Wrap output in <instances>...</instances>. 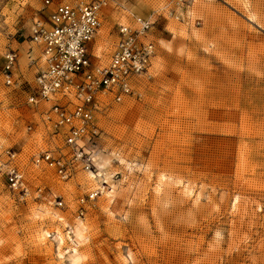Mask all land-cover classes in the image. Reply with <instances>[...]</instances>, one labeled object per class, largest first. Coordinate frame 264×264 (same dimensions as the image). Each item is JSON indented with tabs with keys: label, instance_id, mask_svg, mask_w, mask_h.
<instances>
[{
	"label": "rangeland",
	"instance_id": "rangeland-1",
	"mask_svg": "<svg viewBox=\"0 0 264 264\" xmlns=\"http://www.w3.org/2000/svg\"><path fill=\"white\" fill-rule=\"evenodd\" d=\"M43 7L0 0V140L30 188L21 198L0 172V264H264V0H110L94 62L132 15L154 16L157 56L135 97L95 115L97 173L80 163L68 180L29 164L69 155L27 104ZM13 51L17 87L2 76Z\"/></svg>",
	"mask_w": 264,
	"mask_h": 264
},
{
	"label": "built area",
	"instance_id": "built-area-1",
	"mask_svg": "<svg viewBox=\"0 0 264 264\" xmlns=\"http://www.w3.org/2000/svg\"><path fill=\"white\" fill-rule=\"evenodd\" d=\"M110 0H44V15L37 19L29 35L34 48L31 65L38 62V75L27 104L39 109L42 124L50 136L62 142L69 155L47 150L32 157L34 169L54 170L62 179L72 178L76 165L97 173L91 144L97 135L95 115L103 105L121 103L136 96V84L151 77L156 45L150 38L155 30L154 16H130L131 22L118 27L117 43L105 65L93 60L92 44L101 34L103 11ZM131 15V14H130ZM38 50L40 57L32 55ZM19 65L16 52L5 55L2 76L9 87H17ZM31 130V128H29ZM61 150V149H60ZM21 153L5 148L0 140V172L9 188L21 198L30 195L27 171ZM39 193L41 191L39 190ZM97 192L87 196L93 202ZM81 205L86 199H80ZM85 212L84 206L80 215Z\"/></svg>",
	"mask_w": 264,
	"mask_h": 264
},
{
	"label": "bare ground",
	"instance_id": "bare-ground-1",
	"mask_svg": "<svg viewBox=\"0 0 264 264\" xmlns=\"http://www.w3.org/2000/svg\"><path fill=\"white\" fill-rule=\"evenodd\" d=\"M44 105H46V106H47L48 104H44ZM44 105H42V106H41V108H42V107H44ZM95 127H96V126H95Z\"/></svg>",
	"mask_w": 264,
	"mask_h": 264
}]
</instances>
